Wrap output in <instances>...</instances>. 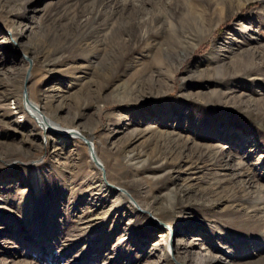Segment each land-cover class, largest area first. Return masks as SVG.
I'll list each match as a JSON object with an SVG mask.
<instances>
[{"label": "rangeland", "instance_id": "1", "mask_svg": "<svg viewBox=\"0 0 264 264\" xmlns=\"http://www.w3.org/2000/svg\"><path fill=\"white\" fill-rule=\"evenodd\" d=\"M16 68L92 152L0 95V264H264V0H0Z\"/></svg>", "mask_w": 264, "mask_h": 264}, {"label": "bare ground", "instance_id": "2", "mask_svg": "<svg viewBox=\"0 0 264 264\" xmlns=\"http://www.w3.org/2000/svg\"><path fill=\"white\" fill-rule=\"evenodd\" d=\"M80 30H82V31H80ZM80 30H79L76 38H75L76 40L78 38H81L82 36H84L83 33L86 31V27L84 29H80ZM5 42H7V41H4V40L1 41V43H5ZM68 47H70V46H68ZM23 54L32 63H34V62L36 63L37 62L38 57H37V54L34 51L28 50V49L27 50H23ZM17 69L18 68L12 70L9 74H7V76L4 78V81L2 83H0V87L4 86V85H7L8 83H10V87H11V82H12L13 78H16L18 76V72L19 71L16 72ZM27 74H28V69H25V71H24V81H23V84L19 85V92L12 91L11 88L9 90H6L5 93H4V90L2 92H0V95H3L6 98V100H12V101L15 102L16 108H15L14 114H16V115L20 114V115L24 116L25 118L33 119L36 123H38L37 124L38 128L42 132L44 131V133L47 134V135H53L54 132L58 131V132H60L61 135H64L65 137H71V136L72 137H77V136H80V137L85 138L83 133L80 132L79 130L75 129V128H67V127L63 128V127H61L58 123H56L52 118H50L46 114L45 110L43 109L45 107H42V105H39V104L35 103L34 100L29 97V95L26 94V96H24L23 89H24V84H25V81H26L25 78H27ZM89 135H92V134L89 133ZM89 141L91 142V139H89ZM89 147H88V149L91 150V152H92V148H91V144L90 143H89ZM93 156L95 158L94 157H92V158H94L95 160L94 161L92 160V161L99 168H101L103 170L102 164L100 162H98L99 159L95 156V154ZM97 162L100 163L102 167L99 166L97 164ZM94 163L89 165L90 168H93V164ZM29 168H30V171H31L30 172L31 176L33 178V186H34V185L39 183V180L37 178L38 177V172H37L38 170L35 169L34 165H29ZM95 168H96V166H95ZM98 171H100V170H98ZM100 175H102L101 171H100ZM102 187H104V186H102ZM108 190H110V189H108ZM119 191H121L122 193H124L125 195L130 197V195L127 194L125 191H122V190H119ZM38 192H39V190L36 189L35 190L36 195L39 194ZM125 195H123V194L121 195L120 194V199L116 203L117 207H120L122 204H129V205L131 204L129 198H127ZM248 198H250V197H248ZM133 201L137 204L136 200H133ZM242 203L246 204V205L248 204L249 206L251 205L252 206L251 208L253 209L252 212L254 213L261 205L264 204V196H262L259 193L253 199H243ZM151 208H153V205L151 203H148L146 208H142V209L145 212H149ZM170 242L171 241H169L168 244H170ZM173 251L177 252V249L174 248Z\"/></svg>", "mask_w": 264, "mask_h": 264}, {"label": "water", "instance_id": "3", "mask_svg": "<svg viewBox=\"0 0 264 264\" xmlns=\"http://www.w3.org/2000/svg\"><path fill=\"white\" fill-rule=\"evenodd\" d=\"M82 140H83V142L85 143V145H86L87 147H89V142L87 141V139L82 138ZM89 148H90V147H89ZM92 160L94 161L95 159L92 158ZM97 164H98L99 166H101L100 163L97 162ZM101 167H102V166H101ZM102 174H103V180L106 181V177H105V175H104V170H102ZM106 183H107V182H106Z\"/></svg>", "mask_w": 264, "mask_h": 264}]
</instances>
